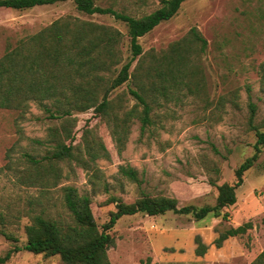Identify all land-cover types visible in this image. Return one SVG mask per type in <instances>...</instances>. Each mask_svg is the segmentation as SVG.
Segmentation results:
<instances>
[{
	"label": "rangeland",
	"instance_id": "374dc122",
	"mask_svg": "<svg viewBox=\"0 0 264 264\" xmlns=\"http://www.w3.org/2000/svg\"><path fill=\"white\" fill-rule=\"evenodd\" d=\"M133 17H142L160 8L161 0H95ZM73 16L113 26L125 35L123 57L131 59L127 26L111 15L89 16L79 12L72 1L18 11L0 8V58L9 45L35 34L54 21ZM196 27L208 40L207 52L197 56L204 82L194 94L185 90L170 103L154 111L155 124L142 132L134 119L125 149L120 153L106 120L93 110L72 117L73 144L85 158L83 136L88 130L106 146L110 158H100L92 168L71 160L58 167L61 177L55 182L23 183L33 165L29 156L46 164L56 142L52 130L66 124L48 118L32 103L20 112L0 109V214L17 243L0 234V256L15 246L27 243L26 226L38 214L71 222L64 205L63 188L76 187L92 199V210L102 227L116 210L113 198L133 203L143 195L168 197L180 207L213 206L218 186L235 184L236 169L255 153L257 131L250 126V103L257 106L254 125L264 132V92L259 67L264 62V0H187L178 14L140 39L145 52L165 51L188 36ZM137 65L134 62L132 71ZM206 77L213 107H206ZM131 82V81H130ZM131 83L114 91L112 98H123L130 110L135 101L129 94ZM248 88H251L249 93ZM238 94L233 105L222 97ZM67 143H70L68 141ZM75 154H78L75 151ZM122 165L137 170L141 184L119 173ZM97 172V177L94 178ZM228 220L209 216L196 221L193 215L168 212L160 216L137 214L118 221L110 234L116 246L108 251L112 264H251L264 250V145L254 166L244 174L237 190V203L225 209ZM252 223L243 236L230 238L221 248L214 244L219 232ZM208 246L198 256L196 237ZM6 264H64L60 256L47 257L27 251L18 252Z\"/></svg>",
	"mask_w": 264,
	"mask_h": 264
},
{
	"label": "trees",
	"instance_id": "16d2710c",
	"mask_svg": "<svg viewBox=\"0 0 264 264\" xmlns=\"http://www.w3.org/2000/svg\"><path fill=\"white\" fill-rule=\"evenodd\" d=\"M68 1H72L83 14L111 15L123 22L127 26L131 59L124 60L125 35L119 29L73 16L62 17L37 33L22 38L16 45L7 47L0 58V109L18 111L23 116L35 103L48 118L66 122L63 127L52 130L56 145L46 157V164L29 156L28 161L33 167L22 180L27 185L56 182L61 177L58 167L61 162L76 160L92 168L98 159L110 158L104 143L94 137L91 130L83 136L84 154L88 158L79 152L78 146L73 144L71 121L75 114L93 110L106 120L121 153L134 119L140 121L141 130L145 132L155 124L153 115L156 108L164 102L167 104L178 100V97L183 98V90L194 94L204 82L202 67L194 59L207 52L209 42L198 28L193 27L187 37L171 44L165 51L145 52L140 43L142 37L173 19L187 0H162L160 8L139 18L111 7H101L95 0H0V8L25 11ZM135 61L137 65L132 71ZM259 75L264 92V62L259 67ZM127 83L132 84L129 94L135 105L125 111L123 98L118 96L115 99L112 95ZM248 91L250 93L251 88ZM237 97V92L231 93L229 98L222 97L217 109L224 106L226 100L235 105ZM213 105L206 77V107L211 109ZM250 111V126L257 131L258 137L256 153L236 169L235 184L218 186L216 182H210L219 191L215 205L180 207L174 198L149 195H143L133 203L113 198L116 210L101 230L91 207V197L80 194L76 187L67 186L63 188V198L71 222L45 214L34 215L26 226L27 243L0 256V264L8 263L14 254L22 251L47 257L60 256L64 264H112L108 251L116 246V240L110 231L125 216L146 214L154 217L173 212L193 215L196 221L209 216L228 220L229 214L225 209L237 203V190L244 184V174L254 166L264 145V132L254 125L256 104L250 103ZM119 173L134 183L142 182L137 170L131 166H120ZM6 225L5 216L0 214V234L17 243ZM252 228V223H246L219 232L214 244L221 248L225 241L243 236ZM196 243L197 255L207 254L208 246L200 236L196 237ZM251 264H264V250Z\"/></svg>",
	"mask_w": 264,
	"mask_h": 264
},
{
	"label": "water",
	"instance_id": "95a60500",
	"mask_svg": "<svg viewBox=\"0 0 264 264\" xmlns=\"http://www.w3.org/2000/svg\"><path fill=\"white\" fill-rule=\"evenodd\" d=\"M162 1V0H161Z\"/></svg>",
	"mask_w": 264,
	"mask_h": 264
}]
</instances>
